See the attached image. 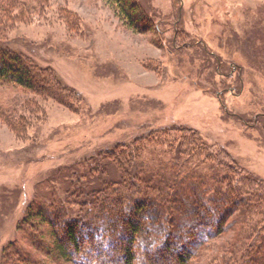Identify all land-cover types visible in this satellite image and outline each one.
Wrapping results in <instances>:
<instances>
[{
    "label": "rangeland",
    "instance_id": "obj_1",
    "mask_svg": "<svg viewBox=\"0 0 264 264\" xmlns=\"http://www.w3.org/2000/svg\"><path fill=\"white\" fill-rule=\"evenodd\" d=\"M14 1L0 12V32L35 60L39 78L54 75L72 94L62 95L48 81L43 84L56 97L0 83V264H24L9 255L14 247L40 264L121 261L118 245L101 234L103 226L91 242L108 250L94 252L98 259L88 262L82 257L90 244L83 226V254L70 259L52 250L51 229L41 218L21 219L52 188L72 210L66 219L81 224V211L65 195L86 189L91 178H78L81 172L71 169L84 168L88 157L115 143L129 146L157 133L176 145L195 129L208 148L225 150L236 166L264 180V0H132L148 13L153 29L127 25L112 0ZM112 158L105 159L115 166ZM110 168L95 169L91 177H111ZM103 197L104 210H117L116 190ZM151 200L144 214L155 208ZM151 216L144 225L157 220ZM238 229L233 221L227 234L210 240L188 264L217 262L222 245L237 241ZM157 247L151 241L147 248ZM142 248L137 242L134 254L147 261ZM174 253L149 261L176 264Z\"/></svg>",
    "mask_w": 264,
    "mask_h": 264
},
{
    "label": "trees",
    "instance_id": "obj_2",
    "mask_svg": "<svg viewBox=\"0 0 264 264\" xmlns=\"http://www.w3.org/2000/svg\"><path fill=\"white\" fill-rule=\"evenodd\" d=\"M8 1V5L0 3V12L6 13L11 5H15L14 0ZM112 1L127 25L137 29L140 23V29H153L148 13L142 12L135 2ZM0 36L3 37L0 38V83L54 96L51 88L43 84L48 81L62 90V95L72 94L54 75L39 78L35 73L38 70L35 60L22 54L13 43L8 44L4 33L0 32ZM188 132L190 137L180 138L176 145L173 140L168 142L157 133L148 139L139 136L129 146L115 143L88 157L84 168H72L73 173L81 172L78 178H91L85 182L86 189L73 190L65 195L66 203L77 205L81 211V224L72 217L66 219L72 210L66 208L52 188L42 198L48 204L42 200L41 206H28L23 210L22 221L27 223L32 218H41L51 229L52 250L66 254L70 259L83 254L79 251L83 239L79 228L83 226L87 230L82 233L90 244L82 257L88 262L98 259L94 252L102 254L108 250L106 246L92 245L91 242L103 226L101 234L104 233L107 240L111 238L122 253L121 261L112 257L114 264H134L138 258L133 246L137 242L142 249H147L141 256H148L149 260L157 259L165 252L173 254L174 250L176 264H188L200 255L210 240L227 234L234 221L239 227L237 241L232 243L230 239L225 245L221 244V254L214 264H264V180L236 166L225 150L208 148L195 129ZM107 154L113 157L115 166L105 159ZM165 154L166 160L163 159ZM208 159L214 162L207 164ZM104 166L112 168V176L101 173L97 182L91 173L95 169L103 170ZM150 179L155 182L151 184ZM115 190L117 210H104L103 193ZM121 197H124L123 201ZM149 200L155 202V208L151 214H144ZM85 202L93 207L92 210L85 206ZM148 215L156 216L157 220L144 225L143 220ZM118 228L121 235L115 237ZM151 241L158 242L153 251L147 248ZM239 243L244 245L242 250L237 247ZM23 253L22 249L14 247L9 255L17 256L24 264H40ZM149 260L144 257L138 260V264H151ZM99 264H106L102 257Z\"/></svg>",
    "mask_w": 264,
    "mask_h": 264
}]
</instances>
